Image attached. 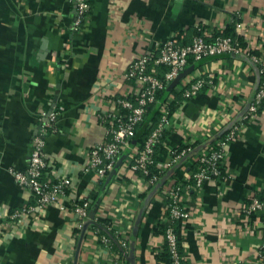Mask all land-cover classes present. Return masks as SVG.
<instances>
[{"label": "crops", "instance_id": "0c3cea01", "mask_svg": "<svg viewBox=\"0 0 264 264\" xmlns=\"http://www.w3.org/2000/svg\"><path fill=\"white\" fill-rule=\"evenodd\" d=\"M90 3L89 20L73 31V0H0V264H108L92 223L79 229L71 208L51 205L16 224L7 215L31 201L13 171L28 167L44 109L59 111L45 147L51 173L70 178L76 200L88 194L92 200V191L99 190L96 216L110 219L128 241L129 264H171L156 258L165 239L157 224L170 189L189 179L199 153L240 120L259 88V65L247 55L206 58L175 88L182 91L203 73L212 82L193 98L180 96L167 137L168 150L199 146L149 188L127 158L104 190L110 172L96 182L94 171L85 170L86 157L106 140L100 115L137 89L125 76L134 60L156 53L174 35L188 44L198 28L223 33L234 21L246 48L264 58V0ZM168 160L161 155L159 167ZM224 167L222 181L207 180L185 194L190 217L177 222L185 264H264V214L249 218L242 212L246 199L264 193V110L227 146Z\"/></svg>", "mask_w": 264, "mask_h": 264}, {"label": "built area", "instance_id": "2783aa9c", "mask_svg": "<svg viewBox=\"0 0 264 264\" xmlns=\"http://www.w3.org/2000/svg\"><path fill=\"white\" fill-rule=\"evenodd\" d=\"M76 8V17L73 24V31H79L89 20L91 5L88 0H73ZM224 53L245 54L259 65L260 84L259 88L250 102L248 109L240 120L234 124L215 144H209L198 155L199 163L193 176V185H174L169 192V202L164 208V213L169 211L170 218L176 223L184 221L190 217V212L186 207L185 194L191 188L199 189L205 181L216 179L221 173L220 163L225 158L227 146L234 142L242 130L264 103V58L252 53L248 48L242 47L238 39L230 36L216 35L213 32H203L197 34L193 41L188 44L182 43L179 35H174L164 41L157 52H145L137 57L129 66L125 76L128 80L137 84V89L133 97L118 98L113 108L108 109L100 115L102 122L106 125V140L95 144L89 151L85 170H93L96 182H101L114 168L118 158L127 147H131V140L135 135L139 123L143 122L148 107L157 101V93L168 86L179 73L188 65L189 58L201 60L206 57L221 55ZM165 65L169 67L163 75H158V67ZM212 80L204 73L200 74L189 84L182 88V94L186 99L197 96ZM172 98H169L171 100ZM59 116L57 109H44L38 119L36 132L32 139V149L30 153L29 165L25 170L13 171L17 182L24 186L34 198V202L16 208L7 215L11 222L18 223L29 216L38 217L41 210L51 205L58 206L62 211L71 208L78 216L77 227L83 229L86 221L89 220V213L92 200L89 194L81 199L71 197V180L67 175H53L51 173L52 163L46 158L45 147L47 136L55 131ZM172 114L169 103L165 102L160 107L159 118L155 128L148 136L144 145L132 147L128 159V167L132 171L144 174V183L147 188L156 184L169 166L175 165L181 158L191 152V148L181 152L177 148L168 150L169 160L160 166L158 172L151 173L150 167L155 162V148L161 142L165 132L170 130ZM149 176V178H145ZM242 212L249 218L264 214V198L256 196L249 197L248 202H244ZM100 216H95L96 222ZM114 229L112 224L108 225V230ZM99 230L92 231L99 235ZM2 233V230H0ZM115 234L122 248V253L117 252L113 247L112 238L108 234L100 236L99 246L102 251L108 254V264H127L125 254L129 248L128 241L122 236L119 230L115 229ZM99 237V236H98ZM171 264H185L184 257L180 253V243L177 228L170 225L165 234ZM260 259L264 261V243L259 253Z\"/></svg>", "mask_w": 264, "mask_h": 264}, {"label": "trees", "instance_id": "16d2710c", "mask_svg": "<svg viewBox=\"0 0 264 264\" xmlns=\"http://www.w3.org/2000/svg\"><path fill=\"white\" fill-rule=\"evenodd\" d=\"M88 2L90 3V0H88ZM90 5H91V3H90ZM90 12H91V10H90ZM90 12H89V15H90ZM197 30H198L197 34L203 33V30H201V28H198ZM216 35L230 36L234 39H238L239 42L241 43L242 47L246 48V42L243 40V38L241 36H239L237 34V32L235 30V21L232 24L228 25L223 33H217ZM181 39L182 38H180V40ZM182 43L187 44L184 41H182ZM252 53L256 54V52H252ZM199 62H200L199 60H195L193 57L189 58V64L195 65L196 68L199 66ZM168 70H169V67H167L165 65L159 66L158 67V71H159L158 75L159 76L163 75ZM166 89H167V86L165 88H163L162 90H160L157 93V101L148 107V110H147V113L145 115L143 122L139 123L137 128H136L135 135L133 136V138L131 140V145H139L140 147H142L144 145L145 141L147 140L148 136L151 134V132L155 128L156 123H157L158 118H159V113H160V107L158 108V105L161 102V99L163 98ZM181 95H182V91H177V88H174L170 92V94L166 97L165 101L162 103V104H164L165 102L169 103L171 114H173V112L178 107V105L180 103V96ZM171 97H172V99L169 100V98H171ZM263 110H264V103L262 104L261 108L259 109V112H262ZM168 134H169V131L164 133V135L162 136L161 142L155 148V157H154L155 162L150 167L151 173L158 172L160 170V167L158 165L159 158L161 157V155L168 153V148H169L168 147L169 144L167 141ZM215 141L216 140H214L211 144H215ZM198 146H199V144H196V143L195 144L187 143V144L177 148V151L181 152L184 149L191 148V153H192V152H194V150ZM189 153H190V151H189ZM198 165H199V163L196 161L193 173L190 175L189 179H182L181 181H177L175 183V185L186 186V185L195 184V179H194L193 174L197 170ZM220 170H221L220 175L218 177H216V180H218V181H222L225 178L224 159L220 163ZM135 173H138L139 176L144 177V174L142 172H139V171L136 172L135 171ZM145 178L147 179V178H149V176H145ZM192 189L193 188H191L189 192H191ZM99 195H100L99 190L92 191L91 197H92L93 202H92L91 209L94 206V204L96 203V201L98 200ZM255 196L260 198V199H263L264 193H260V194L255 195ZM248 201H249V199L245 200V202H248ZM32 202H34V198L31 197V203ZM109 224L110 225L112 224L110 219L99 217L96 222H93V224L91 226V230L92 231L99 230L98 231L99 237L97 236V238H99V239H100V236L102 234H108V236H110L112 238L114 249L117 252H119L120 254H123L121 245L119 244V240L117 239L116 234H115V228L108 230ZM170 225H173V226H175V228H177V223L175 221L173 222V220L170 218L169 211H166L164 213V216L161 218L160 222H158V224H157V230H156L157 233H160L165 238L166 230ZM180 253L182 254L181 249H180ZM156 258L159 262H163L166 259H168L169 261L171 260V255L169 252V247H168L166 239H164V243L162 245V250L156 256ZM125 260H126V258H125ZM126 262H127V264H129V262L127 260H126Z\"/></svg>", "mask_w": 264, "mask_h": 264}, {"label": "water", "instance_id": "95a60500", "mask_svg": "<svg viewBox=\"0 0 264 264\" xmlns=\"http://www.w3.org/2000/svg\"><path fill=\"white\" fill-rule=\"evenodd\" d=\"M218 56V55H215ZM210 57H214V56H210ZM209 58V57H206ZM206 58H203L201 60H199L200 62L204 61ZM199 62V64H200ZM196 66L195 65H187L180 73L179 75L167 86V89L165 91V94L163 96V98L161 99V102L158 105V108L162 106V103L165 101L166 97L170 94V92L176 87L178 86V84L184 79L186 78V76H188L193 70H195ZM132 151V145L131 147H127L124 152L120 155V157L118 158L114 168L110 171L109 176L106 180V183L104 185V190L106 189V187L108 186V184L111 182V180L114 178V176L116 175V173L118 172V170L122 167V165L124 164V162L126 161V159L128 158V156L130 155ZM102 197L99 196L98 200L96 201V203L94 204V206L92 207V209L90 210L89 213V220L86 223V227L92 223L93 218L96 216L98 208L100 206ZM86 229V228H85ZM128 259L130 261H132L131 258L128 257ZM133 262V261H132ZM134 264V263H133Z\"/></svg>", "mask_w": 264, "mask_h": 264}]
</instances>
